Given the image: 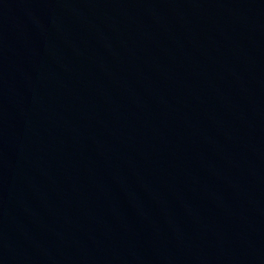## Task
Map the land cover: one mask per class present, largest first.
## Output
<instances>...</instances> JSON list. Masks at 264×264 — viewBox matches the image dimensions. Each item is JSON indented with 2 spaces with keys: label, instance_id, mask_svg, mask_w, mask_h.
<instances>
[{
  "label": "water",
  "instance_id": "obj_1",
  "mask_svg": "<svg viewBox=\"0 0 264 264\" xmlns=\"http://www.w3.org/2000/svg\"><path fill=\"white\" fill-rule=\"evenodd\" d=\"M0 264H264V0H0Z\"/></svg>",
  "mask_w": 264,
  "mask_h": 264
}]
</instances>
